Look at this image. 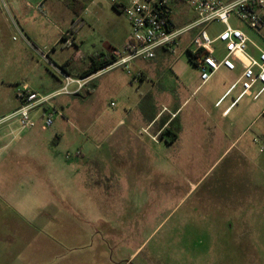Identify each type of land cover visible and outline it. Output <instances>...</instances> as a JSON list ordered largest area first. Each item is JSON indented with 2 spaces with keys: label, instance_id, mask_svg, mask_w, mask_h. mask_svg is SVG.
<instances>
[{
  "label": "rangeland",
  "instance_id": "rangeland-1",
  "mask_svg": "<svg viewBox=\"0 0 264 264\" xmlns=\"http://www.w3.org/2000/svg\"><path fill=\"white\" fill-rule=\"evenodd\" d=\"M112 1L82 2L85 7L75 28L80 53L110 52L127 41L130 25ZM25 3L37 0H0V119L17 105L14 92L18 84L32 82L40 92L48 94L59 75L49 60L59 67L74 52L59 44L46 60L43 53L24 46V40L29 41L21 31L24 24L35 28L32 35L38 40L45 37L53 44L57 36L44 21L33 24L37 16ZM172 14L177 26L194 18L182 3L173 6ZM230 24L242 28L264 50V41L257 33L236 20H230ZM56 25L63 29L64 25ZM222 28L212 24L207 32L214 37ZM193 34H185L166 54L160 63L164 72L161 80L149 75L140 84L117 68L97 77L91 82L94 84L77 94L56 97L52 103L61 115L54 113L50 127L45 126L40 111L33 112L35 124L29 130L20 131L14 121L0 126V130H8V137L0 141V145H8L4 163H0V178L5 179L0 193V264H106V260L121 264L120 259L126 264H264V152L260 153L256 145L252 144L247 153L261 169L246 164L242 167L234 151L199 149L186 155L179 152V158L172 149L158 153L156 158L151 154L149 161H162L163 165L148 167L146 179L141 182L134 181L130 168L106 167L104 147L108 139L111 144L116 139L115 131L110 133L115 123L128 115L153 113L156 102L155 109L159 110L160 101H152L149 94L140 96L147 88L154 83L168 88L178 104L188 98L186 91L177 92L172 72L179 75L182 69V75L193 81L194 65L184 48ZM260 34L264 35V29ZM150 63L132 62L131 73H138L139 68H147ZM214 83L217 76L190 97L180 117L193 109L191 120L195 126L207 123L199 103ZM195 88L196 83L192 90ZM73 89L71 86L70 91ZM179 119L170 126L175 128ZM55 131L60 138L55 152L59 160L64 161L66 152L73 154L76 150L84 156L83 161L97 158L88 165L85 181L73 179L70 170L65 173L66 178L49 188L48 184L18 179L42 176L43 168L26 167L23 162L31 159L33 153L28 148L15 152V147L53 149L50 140ZM15 159L22 165L5 167ZM192 160L195 162L190 166L182 162ZM107 195L116 198L103 200ZM99 219H109L116 225L111 252L92 247L102 233Z\"/></svg>",
  "mask_w": 264,
  "mask_h": 264
},
{
  "label": "crops",
  "instance_id": "crops-1",
  "mask_svg": "<svg viewBox=\"0 0 264 264\" xmlns=\"http://www.w3.org/2000/svg\"><path fill=\"white\" fill-rule=\"evenodd\" d=\"M25 4L34 16H37V18H34L33 24L36 26V24L38 25V20L44 21L46 24L52 26L57 36L53 44L47 42L45 37H41L40 40H38V37L32 35V31L35 28H26L25 26L27 24H24L23 28L20 26L22 29L21 31L23 32L24 37L30 41L24 40V46L30 47L40 54H45L47 60L49 59L48 57L50 54L55 52V46L57 47L59 44L61 45V48H73L74 52L71 58L65 60L60 65L62 66L65 64L64 71L49 60L54 68L61 70L63 73H67L72 77H78V74L83 71L89 62V57L91 55L104 52L94 51L85 54L78 51V44L76 42L77 33L75 30L78 23H73L74 15L65 5L64 0H37V3ZM57 23L59 25H64L63 29H60L56 25ZM68 23H70V25H68ZM68 40L71 41V45L67 44L66 41ZM186 47H184L185 50ZM249 50L251 53H255L251 47H249ZM171 52L172 51H167L165 49H157L154 58L149 60L152 61V63L148 64L146 66L147 68H139L138 73L140 74V81L138 83H143L149 75L161 80L164 72L161 70L162 67L160 66V63L165 60L166 54ZM179 72V75L177 72H172L176 78L175 85L177 87V92L180 91L179 89H181L182 92L186 91L188 98H186L182 104H178L177 99L170 96L168 88L166 90L163 87L157 86V83H154L151 88H147L142 94H140V96L146 97L149 94L151 95L152 101H160L159 110L158 108L155 109L156 105H158V102H156L154 103L155 106L153 113L146 112L133 117L128 115V122L126 118H121L115 123V126H113V130L110 131V133L115 131L116 139H114L113 144H111V140L108 139V143L104 147V153H106V167L117 170H120L121 168H124V170L130 168L134 174L132 176V178L135 179L134 181L141 182L146 179L144 173L148 167L152 166V169H156L163 165L162 161H149V158L152 157V155L156 158L158 153L172 149L177 153L178 157L176 158H179V152L186 155L199 149L207 150V152L214 151L223 153L234 151L236 152V159L241 162L240 165L242 167L246 164L261 169V166L258 163H255L248 157L247 151L251 145L254 144L252 138L264 136V120H262V116L264 115V92L256 100L252 99V95L257 91V86L253 87L250 92L251 95H245L241 98H238L240 93L239 87L233 89L227 94L229 87L240 74V68H237L230 74L227 73L229 71L220 69L215 74V76H217V83L210 86L199 103L202 107V111L208 118V122H203L200 127H196L194 121L191 120L194 110L190 109V111L186 113V116L180 117V114L184 110L182 107L190 97L194 96L196 91L210 85V82L215 76L206 84L200 85L199 73L195 66L193 81L188 80V78L182 75V69ZM55 80L56 83L50 85L51 88L47 90V93H51L60 87L61 78L57 76V79ZM26 83L32 90L40 92L32 82ZM195 83L196 88L192 90ZM98 87L99 85L96 84L95 88ZM219 101L220 103L217 104ZM17 106L18 103L11 112L14 111ZM164 107L175 116L171 117L168 112L161 113V110ZM172 109H174L173 112L171 111ZM165 114L167 116H165ZM177 118L180 119L175 128H172L170 125ZM61 120H64V118ZM148 126H150V131L152 133H156L160 129L163 130L158 143H154L148 137L140 135L141 129ZM58 133V131H55L54 137L50 140V146H53V149H48L47 146L15 147V152H23L25 150L24 148H28L33 153L31 159L24 160L23 163L26 167L28 166L36 169L43 168L42 176H34L31 180L20 176L18 179L28 180V183L32 184H48L49 188V185L66 178L65 173H67V170H70L71 174H73V179H76L80 183L85 181V179L83 180V176L85 175V172H87L88 165L90 162L96 161L97 158H90L83 161L84 156L81 155L80 157H82V159L80 157L72 156V159L70 158V160H67L64 156V161H61L62 159L59 160L60 157L55 155V152H58L57 150L60 140ZM6 137H8V130L7 128H3L0 130V141ZM7 147V144L0 145V163H4V159L7 156ZM97 148H100V146L98 145ZM116 152H120V154L118 155ZM124 154H127V156L124 157ZM182 162L183 164L189 165L191 163L194 164L195 161ZM14 165L16 167L17 165L22 164L20 160L15 159L10 163H6L5 167L13 168ZM58 168L61 170L60 175H58ZM21 173L24 174V172ZM92 176H94L93 173ZM4 181L5 179L0 178V193ZM191 186L194 187V184H191ZM191 189L192 188H190L189 191H191ZM114 198H116V196L107 195L102 199L110 200ZM110 214V212H107V215ZM98 222V225L102 228V233L98 240L93 243L94 246L92 247L97 250L105 248L111 252L115 245L112 233L116 230V225L109 219H99ZM124 261L125 260L120 259L118 263L126 264L127 261H125V263ZM87 263V261L79 262V264ZM106 264L111 263L106 260Z\"/></svg>",
  "mask_w": 264,
  "mask_h": 264
},
{
  "label": "built area",
  "instance_id": "built-area-1",
  "mask_svg": "<svg viewBox=\"0 0 264 264\" xmlns=\"http://www.w3.org/2000/svg\"><path fill=\"white\" fill-rule=\"evenodd\" d=\"M112 3L127 19L131 29L124 45L111 50L114 62L84 78L72 77L55 68L61 78V85L48 94L32 90L26 82L18 84L14 93L18 106L0 119V126L14 121L20 131L29 130L35 124L33 112L40 111V118L44 120L45 126L50 127L53 125L54 113L61 115L52 103L56 97L77 94L97 77L117 68L132 75V81L138 83L140 74L131 73L132 62L152 60L157 49L173 51L181 38L190 32L194 34L186 51L198 70L200 85L209 82L220 69L232 72L240 68V74L227 94L239 87L238 98H241L249 95L253 87L257 86V91L252 95V99L256 100L264 92V50L242 28L230 24V20H236L264 41V36L260 34L264 29V0H113ZM176 3H182L192 11L194 18L189 23L176 25L172 14ZM212 24L223 26L214 37L207 32V27ZM66 42L72 44L70 40ZM249 47L255 53H251ZM41 56L47 60L46 55ZM71 86H74L72 91ZM163 112L175 116L165 107L161 110ZM162 131L160 129L152 133L148 126L141 129L140 135L158 143ZM252 142L260 153L264 152V136L254 137ZM72 156L80 157L81 152L65 153L67 160Z\"/></svg>",
  "mask_w": 264,
  "mask_h": 264
},
{
  "label": "trees",
  "instance_id": "trees-1",
  "mask_svg": "<svg viewBox=\"0 0 264 264\" xmlns=\"http://www.w3.org/2000/svg\"><path fill=\"white\" fill-rule=\"evenodd\" d=\"M85 1L86 0H64L65 5L74 15V19H73L74 24L80 23V15L85 7L82 4V2L84 3ZM113 7L117 11H119L115 6ZM188 54H189V59L191 60L190 53ZM113 62H114V58L111 55V51L107 53H104V52L95 53L89 57V62L87 63L83 71L78 74L77 78H84V77L90 76L93 73H96L97 71L109 66ZM64 67H65V64L62 66H59V68L63 71H64ZM162 133H161V136H162Z\"/></svg>",
  "mask_w": 264,
  "mask_h": 264
}]
</instances>
